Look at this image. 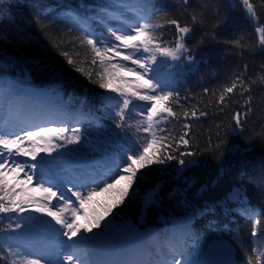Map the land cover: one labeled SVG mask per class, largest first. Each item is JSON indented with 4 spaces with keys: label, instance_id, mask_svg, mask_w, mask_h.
<instances>
[{
    "label": "trees",
    "instance_id": "1",
    "mask_svg": "<svg viewBox=\"0 0 264 264\" xmlns=\"http://www.w3.org/2000/svg\"><path fill=\"white\" fill-rule=\"evenodd\" d=\"M115 2L0 0V80L16 81L21 88L41 90L56 103L40 99L41 104L37 105L30 98L26 101L28 107L48 111L59 104L70 115L78 114L81 109L90 114L87 122L70 125L81 128V144L68 145L59 150L63 154L59 158L75 162L80 169L89 165L102 169L111 164L121 147L136 135L135 128L116 127V100L108 102L112 107H105L100 97L108 94L106 90L72 69L60 55V51H69L74 58L90 61L89 46L80 45L84 29L94 31L96 36L107 32L105 19L108 16L101 9ZM125 2L129 7V2L136 5L137 0ZM251 2L257 6L256 22H250L245 17L239 0H188L187 4L183 0H152L160 10L155 13V18L164 24L161 31L165 41H172L177 35L175 26L167 23L169 19H176L182 27L192 29L185 38L189 55L193 57L191 64L181 58L180 61H170L161 69V75L171 85L169 90L179 93L182 107L172 105L173 111L180 114L179 119L162 123L160 127L167 131L160 134L170 135L164 143L172 145L174 154L192 152L195 155L182 158L186 162L195 160L197 163L187 166L182 172L178 171L181 166L177 160L143 170L145 179L137 182L138 194L125 198L123 204L113 209L117 214L114 225L130 221L141 232L154 230L164 239L173 225H183L182 221L187 219L192 231L187 239V251L189 258L197 264H208L207 245L218 238L228 239L237 246V264H247V257L253 255V248L258 253H264V215L248 219L239 214V203L228 202V206L216 203L230 189L243 185L247 204L264 212V83L259 79L264 76V50L258 46L259 34L255 31L256 27H264V8L260 7L264 0ZM48 8L53 11L47 17L40 16L41 11ZM69 9L82 17L81 23L58 15ZM193 15L197 18L195 23ZM238 38L241 39V46L231 43ZM54 44L59 45V50ZM77 53L78 57L75 56ZM245 65V82H256L244 96L238 94L239 89L230 94L227 107L221 111L217 104L220 91L230 85L235 75L244 72ZM80 66L85 72L93 70L88 63ZM57 70L63 76L62 83L55 80ZM93 78L98 77L94 74ZM204 89L209 91L206 93ZM111 95L115 96L114 93ZM249 96L252 110L243 123V129L233 131V114L247 110L245 101ZM193 109L198 115L200 112L206 115L185 119L183 111L191 112ZM139 111V106H130L126 111L129 122L139 119L136 115ZM184 124L190 127L185 129ZM184 132H187L184 136L189 141L187 145L177 143ZM217 144L219 148H216ZM185 180L190 182L187 191L169 197L172 189L186 187ZM153 186L160 188V202L144 212L141 196L145 189ZM184 199L190 202V206L181 202ZM95 200L101 204L112 202L108 194H101ZM193 209L198 210L195 215L192 214ZM103 211V207L97 208L98 213ZM21 215L28 217L33 213ZM256 219L262 223L257 226L256 243H253L252 228ZM9 222H18L22 227L10 233L0 232V240L8 235L18 237L29 232L36 235L35 226L25 218L10 221L8 217H0V229L6 228ZM253 264H256L255 259Z\"/></svg>",
    "mask_w": 264,
    "mask_h": 264
},
{
    "label": "snow or ice",
    "instance_id": "2",
    "mask_svg": "<svg viewBox=\"0 0 264 264\" xmlns=\"http://www.w3.org/2000/svg\"><path fill=\"white\" fill-rule=\"evenodd\" d=\"M183 2L187 4L188 0ZM239 4L245 17L250 22H256L257 6L251 0H239ZM260 7L264 8V3ZM121 9L132 13L131 17L124 16L123 12L113 16L114 10ZM52 11L51 8L44 9L40 16L47 17ZM101 11L109 18L120 21V26H106V36H96L94 31L84 29L80 45L89 46L91 60L74 58L69 51H60V55L72 69L106 90L108 94L100 97L105 107H112L108 102L116 100V127L135 128L136 135L121 147L111 164L102 169L89 165L84 171L75 162L58 159V156L63 155L60 149L81 144V128L70 125L87 122L90 114L81 109L78 114L70 115L59 105L48 111L28 107V99L46 93L31 87L21 88L16 81L0 80V217H8L11 221L24 219L21 214L34 213L38 215H29L28 222L40 220L46 225L42 234L32 235L29 232L18 237L8 235L0 240V264H197L189 258L190 253L177 229L173 228L167 237L161 239L159 232H141L130 221L114 225L117 214L113 212L125 202V198L138 194L137 182L145 179L143 170L177 160L181 166L178 171L182 172L187 166L197 163L195 160L186 162L182 158L195 155L192 152L174 154L172 145L164 143L170 135L160 134L167 131L160 127L162 123L179 119L180 114L173 111L172 105L182 107L179 93L169 90L171 85L161 75V69L170 61H180L181 58L191 64L193 57L189 55L185 38L192 29L182 27L176 19H169L167 23L175 26L177 35L172 41H165L161 31L164 24L155 18V13L160 10L152 0H137L131 8L125 0H116L111 6L105 5ZM58 15L78 24L82 20L72 9ZM196 19L193 15V23ZM255 31L259 34L258 46L264 50V27H256ZM231 43L241 46V39ZM53 46L59 50V45ZM78 55L75 54L76 57ZM83 63L90 64L93 70L85 72L80 66ZM246 72L247 65L243 73L235 75L230 85L220 91L217 104L221 111L227 107L230 94L235 90L239 89L241 96L251 90L256 81L246 83ZM94 74L97 79L93 78ZM54 76L57 82H63L58 70ZM259 79L264 83V76ZM204 91L207 93L209 90ZM136 102L143 103L138 105ZM250 102L249 96L245 101L247 110L233 114V131L243 129V123L252 110ZM130 106L140 108L136 114L139 119L134 122H129L126 116ZM182 115L185 119L189 116L198 119L206 113L198 115L193 109L191 112L183 111ZM183 127L188 129L190 126L184 124ZM185 135L187 132L179 136L177 143L187 145L189 141L184 138ZM219 147L217 144L216 148ZM185 185L184 189H172L169 197L186 192L190 182L185 180ZM159 192V186L145 189L141 196L144 212L149 206L159 204ZM101 194H108L112 202L101 204L95 200ZM181 202L190 206L187 199ZM228 202L239 203V214L245 218L264 215V212L247 204L243 185L233 187L216 203ZM99 207H103V213L97 212ZM197 211L193 209L192 214ZM261 223L256 219L253 224V243H256L257 226ZM182 224L186 229L188 220L185 219ZM21 227L18 222H9L0 232L10 233ZM253 259L256 264H262L264 253H258L253 248V255L247 257V264H253Z\"/></svg>",
    "mask_w": 264,
    "mask_h": 264
},
{
    "label": "water",
    "instance_id": "3",
    "mask_svg": "<svg viewBox=\"0 0 264 264\" xmlns=\"http://www.w3.org/2000/svg\"><path fill=\"white\" fill-rule=\"evenodd\" d=\"M209 264H236L237 247L227 239H214L207 245Z\"/></svg>",
    "mask_w": 264,
    "mask_h": 264
},
{
    "label": "rangeland",
    "instance_id": "4",
    "mask_svg": "<svg viewBox=\"0 0 264 264\" xmlns=\"http://www.w3.org/2000/svg\"><path fill=\"white\" fill-rule=\"evenodd\" d=\"M134 6H135V2H129V8L134 7ZM121 12H123V11H121V10H118V11L117 10H114L113 11V16L120 15ZM123 14L126 17H131V15H132V13L131 14H127V13H124V12H123ZM108 26H111V27H119L120 26V21L115 20V19H111L108 22ZM102 34L106 36L107 35V32H103ZM129 66H132V65L129 63ZM59 159L65 160V159H62V158H59ZM69 187H71V185H69ZM33 215H38V214H34L33 213ZM45 219H50V218H45ZM80 219H81V222H83V219L82 218H80ZM25 220L28 221L27 217H25ZM31 224L35 226L36 235L37 234H42V233H44L46 231V225L43 222H41L40 220H33V221H31ZM181 228H184V226H182Z\"/></svg>",
    "mask_w": 264,
    "mask_h": 264
},
{
    "label": "bare ground",
    "instance_id": "5",
    "mask_svg": "<svg viewBox=\"0 0 264 264\" xmlns=\"http://www.w3.org/2000/svg\"><path fill=\"white\" fill-rule=\"evenodd\" d=\"M226 205V204H225ZM225 205H223V206H225ZM250 205V204H249ZM222 206V205H221ZM222 206V207H223ZM227 206H228V204H227ZM232 206V205H231ZM223 209V208H222ZM257 209V208H256ZM213 210V209H212ZM224 210V209H223ZM218 212V211H217ZM220 217V216H219ZM224 220V219H223ZM226 225V224H225ZM217 227V226H216ZM219 229V228H218ZM222 233V232H221ZM211 234V233H210Z\"/></svg>",
    "mask_w": 264,
    "mask_h": 264
}]
</instances>
